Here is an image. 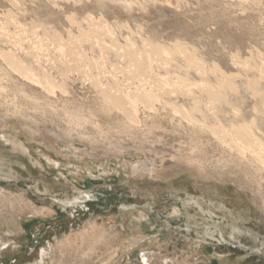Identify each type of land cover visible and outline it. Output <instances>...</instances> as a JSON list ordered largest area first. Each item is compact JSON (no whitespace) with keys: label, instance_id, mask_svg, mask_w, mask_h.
I'll list each match as a JSON object with an SVG mask.
<instances>
[{"label":"rangeland","instance_id":"rangeland-1","mask_svg":"<svg viewBox=\"0 0 264 264\" xmlns=\"http://www.w3.org/2000/svg\"><path fill=\"white\" fill-rule=\"evenodd\" d=\"M152 39L166 49L142 53ZM8 49L53 74L51 86L6 63ZM263 65L264 0H0V264H147L143 253L151 264H264V164L210 130L237 140L230 127L243 124L264 149ZM111 84L155 96L119 110L99 92ZM140 162L156 167L135 171Z\"/></svg>","mask_w":264,"mask_h":264},{"label":"bare ground","instance_id":"bare-ground-1","mask_svg":"<svg viewBox=\"0 0 264 264\" xmlns=\"http://www.w3.org/2000/svg\"><path fill=\"white\" fill-rule=\"evenodd\" d=\"M12 4V3H11ZM45 6V5H44ZM8 13V12H7ZM4 14V13H3ZM71 15V14H70ZM67 18H69V16H68V14H66L65 15ZM12 18V17H11ZM82 19H87V20H92V21H98L99 22V26H107V25H109V23H108V21L104 18V16H102V15H100L98 18H96V17H94V16H92V14H90V13H87ZM95 19V20H94ZM81 20V19H80ZM11 21V20H10ZM43 25H44V30L46 29L48 32H50L51 33V35H52V37L53 38H57L58 40H59V42H60V44H58L57 43V45H55V46H57L58 48L60 47L59 45H63V41L64 40H60L61 39V33L58 31V30H56L51 24H49V23H46V22H44V23H42ZM94 24V23H93ZM93 24H91V25H93ZM16 25V24H15ZM20 26H21V24H20ZM81 26V25H80ZM79 25H78V31H80L79 32V34L81 33V32H83V30H84V28H82V26L80 27ZM98 26V25H97ZM124 26V25H123ZM22 27V26H21ZM20 28V27H19ZM83 30H82V29ZM127 28V27H126ZM22 28H20V30H21ZM87 29V28H86ZM86 29H85V31L82 33V34H84V33H86ZM89 29V28H88ZM103 29V28H102ZM45 30V31H46ZM90 30V29H89ZM89 30H87V31H89ZM105 30V29H104ZM69 31V30H68ZM90 32V31H89ZM4 33V32H3ZM110 33V32H109ZM89 34H91V33H89ZM3 35V34H2ZM7 35V34H6ZM85 35V34H84ZM92 35V34H91ZM106 35H107V33H106ZM11 36V35H10ZM6 38L7 36H3L2 38ZM73 37V36H72ZM71 37V38H72ZM84 37V36H83ZM113 37V36H112ZM116 37V36H115ZM118 37V36H117ZM140 37V36H139ZM87 38V37H86ZM8 39H9V35H8ZM14 39V38H13ZM13 39L12 40H10L9 42H10V45L11 46H9V47H11V48H14L13 46H16L15 45V41H14V43H13ZM96 39V38H95ZM98 39V38H97ZM116 39H118V38H116ZM17 40V39H16ZM55 40V39H54ZM124 40V39H123ZM147 40V39H146ZM163 40V39H162ZM11 41H12V43H11ZM20 41H22V38H21V40ZM25 41H27V42H29V44L30 45H27V46H30V48L29 49H31V48H33V51H30L29 53H27V54H29V56H31L32 57V55L35 57V59H36V62H38L39 61V58H40V56L38 55V53L37 52H39V47L41 46V45H39V42H36V41H34V40H31V39H28V40H25ZM82 41V40H81ZM99 41V40H98ZM97 41V42H98ZM149 42H143L142 44H143V46H141V50H142V53H144L145 52V54H147V53H149V52H156V53H158L159 51L161 52V50H163V47H165V49H166V46H165V44L163 45V44H161L160 42H158L157 40H148ZM18 42V41H17ZM115 42V41H114ZM133 42V41H132ZM101 43V42H100ZM129 43V42H128ZM169 43H171V44H182L183 42L182 41H180L179 39H175V40H170V42ZM6 44H7V42H6ZM18 44H20V43H18ZM131 44V43H130ZM136 45H137V43H135ZM21 45V44H20ZM19 45V46H20ZM92 45H94V44H92ZM91 45V46H92ZM98 45V44H97ZM106 45V44H105ZM183 45V44H182ZM130 46V45H129ZM25 47V46H24ZM63 47V46H62ZM61 47V48H62ZM174 47V46H173ZM6 48V47H5ZM18 48V47H17ZM96 48V47H95ZM99 48V47H98ZM172 48V47H171ZM176 48V47H175ZM3 49V48H2ZM15 49V48H14ZM20 49H22V48H20ZM25 49V48H24ZM23 49V50H24ZM38 49V50H37ZM65 49V48H64ZM137 49V48H136ZM59 50V49H58ZM61 50V49H60ZM133 50V49H132ZM132 50H129V54H130V56L131 57H134L135 56V60H137L136 59V57H137V52H136V50L135 51H132ZM178 50V49H177ZM19 51V50H18ZM22 51V50H21ZM25 51H26V49H25ZM29 51V50H28ZM62 51V50H61ZM140 51V50H139ZM138 51V52H139ZM166 51V50H165ZM182 51H183V53H185L184 52V48H182ZM190 51V50H189ZM17 52V51H16ZM64 52V51H63ZM73 52V51H72ZM98 52V51H97ZM199 52V51H198ZM197 52V53H198ZM18 53V52H17ZM115 53V52H114ZM122 53V52H121ZM182 53V54H183ZM196 53V54H197ZM1 54H2V56H3V59L5 60V62L6 63H8V64H10L12 67H14V68H16L20 73H22V75L23 76H25V77H29L32 81H34L35 82V84H40V85H43V84H48L50 81H51V79H53L52 78V75L53 74H49L50 72H47V70L45 71V69H43L42 70V72L40 71L41 70V68L42 67H38L37 65H35V64H33L32 62V59H26V60H28L27 61V65H23L22 63V61L20 60V58H19V56H16L15 54L16 53H13V52H11L9 49H8V51H3V52H1ZM32 54V55H31ZM60 54V53H59ZM95 54V53H94ZM155 54V53H154ZM167 54V53H166ZM189 54V53H188ZM98 55V54H97ZM102 55V54H101ZM198 55V54H197ZM62 56V55H61ZM121 56V55H120ZM180 56V55H179ZM201 56V55H200ZM235 56V55H234ZM238 56V55H237ZM106 57V56H105ZM142 57H145L144 55L142 56ZM159 57V56H158ZM177 57V56H176ZM186 58H187V56H185ZM203 57V56H202ZM33 58V57H32ZM71 58V57H70ZM189 58V57H188ZM34 59V58H33ZM34 59V60H35ZM68 59V58H67ZM120 59V58H119ZM141 59V58H140ZM152 59V58H151ZM179 59H180V57H179ZM178 59V60H179ZM192 59H193V57H192ZM196 59V58H195ZM253 59V58H252ZM66 60V59H65ZM113 60V59H112ZM182 60V59H181ZM187 60V59H186ZM194 60V59H193ZM201 59L199 58V61H200ZM209 60V59H208ZM244 60V59H243ZM247 60V59H246ZM245 60V61H246ZM254 60V59H253ZM140 61V60H139ZM146 61V60H145ZM180 61V60H179ZM178 61V62H179ZM195 61V60H194ZM237 61V60H236ZM252 61V60H251ZM34 65V68H33V65L31 64V63ZM129 62V61H128ZM150 62V61H149ZM181 62V61H180ZM186 62V61H185ZM191 62V61H190ZM201 62V61H200ZM206 62V61H205ZM208 62V61H207ZM254 62H256V61H254ZM143 63V62H142ZM142 63H139V62H137V68H139V69H141L142 67H143V65H142ZM147 63V62H146ZM154 63V62H153ZM193 63V62H192ZM198 63V62H197ZM212 63V62H211ZM256 63H258V62H256ZM261 63V62H260ZM83 64V63H82ZM189 64V63H188ZM255 64V63H254ZM259 64V63H258ZM39 65V64H38ZM180 65H181V63H180ZM35 66H37V67H35ZM87 66V65H86ZM142 66V67H141ZM205 66V65H204ZM239 66V65H238ZM249 66V65H248ZM252 66V65H251ZM262 66V65H261ZM264 66V65H263ZM180 67V66H179ZM217 67V66H216ZM219 67V66H218ZM221 67V66H220ZM259 67H260V65H259ZM258 67V68H259ZM13 68V69H14ZM144 68V67H143ZM147 68V67H146ZM154 68V67H153ZM172 68V67H171ZM174 68V67H173ZM177 68V67H176ZM257 68V67H256ZM255 68V69H256ZM263 68V67H262ZM261 68V69H262ZM12 69V70H13ZM205 69H206V66H205ZM254 69V68H253ZM124 70V69H123ZM138 70V69H137ZM136 70V71H137ZM148 70V69H147ZM182 70V69H181ZM33 71V72H32ZM72 71V70H71ZM135 71V70H134ZM140 71H142V69L140 70ZM149 71V70H148ZM166 71V70H165ZM183 71V70H182ZM257 71H259L258 69H257ZM30 72V74H29V76H27V74L26 73H29ZM156 72V71H155ZM154 72V73H155ZM174 72H176V71H174ZM199 72V71H198ZM205 72V71H204ZM228 72V71H227ZM264 72V71H263ZM52 73V72H51ZM135 73V72H134ZM133 73V74H134ZM136 73H138V72H136ZM150 73V72H149ZM158 73V72H157ZM169 73V72H168ZM196 73V72H195ZM247 73V72H246ZM258 74H259V72H257ZM130 74V73H129ZM145 74V73H144ZM162 74V73H161ZM174 74V73H173ZM178 74H179V72H178ZM198 74V73H197ZM39 75H41V76H38ZM136 75V74H135ZM163 75V74H162ZM184 75V74H183ZM203 75H205V73H203ZM228 74H224L223 73V75H222V77L223 78H228V76H227ZM156 76V75H155ZM260 76V75H259ZM41 77V78H40ZM154 77V76H153ZM157 77V76H156ZM163 77H164V75H163ZM173 77V76H172ZM178 77V76H177ZM183 77V76H182ZM188 77V76H187ZM190 77V76H189ZM197 77V76H196ZM247 77H249V76H247ZM202 78V77H201ZM208 78V77H207ZM261 79H263V77H260ZM92 79V78H91ZM142 79V78H141ZM159 79H160V77H159ZM190 79V78H189ZM221 79V78H220ZM241 79V78H240ZM255 79V78H254ZM260 79V80H261ZM143 80V79H142ZM154 80V79H153ZM163 80V79H162ZM166 80V79H165ZM194 80V79H193ZM196 80V79H195ZM218 80V79H217ZM259 80V79H258ZM54 81V80H53ZM108 81V80H107ZM173 81V80H172ZM224 81H225V79H224ZM248 81V80H247ZM250 81V80H249ZM262 81V80H261ZM52 82V81H51ZM50 82V83H51ZM146 82V81H145ZM156 82V81H155ZM186 82V81H185ZM195 82V81H194ZM218 81H216V83H217ZM220 82V81H219ZM259 83H261L260 81H258ZM263 82V81H262ZM57 83V82H56ZM99 83V82H98ZM119 83V82H118ZM139 83V82H138ZM249 83H251V82H249ZM248 83V84H249ZM34 84V83H33ZM177 84V83H176ZM221 84V83H220ZM252 84L254 85V87H256L255 86V84H256V80H255V82H252ZM258 84V83H257ZM264 84V83H263ZM49 86H51V84H48ZM54 85V84H53ZM109 85V84H108ZM184 85V84H183ZM190 85V84H189ZM48 86V87H49ZM202 86V85H201ZM205 86V85H204ZM222 86H224V85H222ZM259 86H260V84H259ZM182 87V86H181ZM231 87H232V85H231ZM253 87V88H254ZM134 89H132V87H131V90L129 89V90H124L125 88H121V87H119V86H112V84H111V87H101L100 88V90H99V92H100V95H102V97L104 98V100L106 101V103H109L110 105H112L113 107H115L116 109H119V110H122V109H124L126 106H125V103L126 102H130L131 100H133L134 99V97L136 96V97H139V100L141 101H147V100H149L150 98H153L154 96H155V93H152V91L151 90H148L147 88H145V87H143V86H135V87H133ZM178 88V87H177ZM186 88V87H185ZM194 88V87H193ZM220 88V87H219ZM223 88V87H222ZM229 88V87H228ZM46 89V88H45ZM152 89H153V87H152ZM155 89H157V87L155 86ZM173 89V88H172ZM260 89V88H259ZM154 90V89H153ZM237 90V89H236ZM46 91H49V90H47L46 89ZM245 91V90H244ZM258 91V90H257ZM52 92V91H51ZM183 92V91H182ZM187 92V91H186ZM186 92H185V94H186ZM200 92H204L205 94H207V96L210 98V99H212V100H218L219 98H221L222 97V95L219 93V90L218 89H212V88H208V87H206V88H202L201 89V91ZM237 92V91H236ZM161 93V92H160ZM193 93V92H192ZM164 94V93H163ZM179 94H181V93H179ZM190 94V93H189ZM254 95H255V93H253ZM183 95V94H182ZM243 95V94H242ZM253 95V96H254ZM157 96V95H156ZM191 96V95H190ZM199 96V95H198ZM202 96V95H201ZM262 96V95H261ZM169 97H171V96H169ZM258 97V96H257ZM176 98V97H175ZM178 98V97H177ZM196 98V97H195ZM228 98V97H227ZM264 98V97H263ZM179 99V98H178ZM47 100V99H46ZM208 100V99H207ZM104 101V102H105ZM195 101V100H194ZM211 101V100H210ZM223 101V100H222ZM238 101V100H237ZM35 102V101H34ZM135 102H137V100L135 101ZM174 102V101H173ZM182 102V101H181ZM214 102V101H213ZM145 103V102H144ZM153 103V102H152ZM171 103H172V101H171ZM176 103V102H175ZM188 103V102H187ZM219 103V102H218ZM221 103V102H220ZM220 103H219V105H220ZM22 104V103H21ZM35 105V104H34ZM131 105V104H130ZM134 105V104H133ZM212 105V104H211ZM111 106V107H112ZM135 106V105H134ZM134 106H133V108H134ZM178 106V105H177ZM131 108V107H130ZM129 108V109H130ZM213 108V107H212ZM216 108V107H215ZM214 108V109H215ZM250 108V107H249ZM111 109V108H110ZM109 109V110H110ZM129 109H127L128 111H129ZM190 109V108H189ZM183 110V109H182ZM260 110V109H259ZM258 110V111H259ZM19 111H20V108H19ZM131 111V110H130ZM184 111V110H183ZM215 111V110H214ZM247 111V110H246ZM30 112V111H29ZM28 111H21V115H25V116H27L28 118H30L33 122H38L39 121V118H37V117H35V115L33 116V114H31V113H29ZM32 112V111H31ZM134 112V111H133ZM256 112V111H255ZM20 113V112H19ZM33 113V112H32ZM43 113H44V111H43ZM137 113V112H136ZM261 113V112H260ZM262 113H263V111H262ZM55 114V113H54ZM129 114V113H128ZM40 115V114H39ZM45 115V114H44ZM131 114H129L128 116H130ZM54 116V115H53ZM133 116H136V115H133ZM261 117H264L263 115L261 116ZM25 118V117H24ZM47 118V117H46ZM55 118V117H54ZM129 118V117H128ZM127 118V119H128ZM213 118V117H212ZM45 119V118H44ZM3 120H4V117L2 116V115H0V127L2 128H4V124H3ZM81 120V119H80ZM139 120V119H138ZM229 120V119H228ZM51 121V120H50ZM57 121V120H56ZM244 121V120H243ZM82 122V121H81ZM138 122V121H137ZM205 121H203V123H204ZM54 123H56V122H54ZM60 124V123H59ZM118 124V123H117ZM119 124H121V123H119ZM217 125H219L218 123H216ZM215 123L214 124H211V126L213 127H210V130L211 129H213V131L215 130V132L214 133H216L217 132V134L216 135H218L219 137V139H220V142H223V144H225L226 143V145L227 146H229V148L230 149H233L234 151H237V153L238 154H240V155H242V156H244L245 157V155L247 156L248 154L247 153H249V154H251V157H252V160L253 161H255V162H259V163H262V164H264V149H262V148H260L259 147V145H260V143L258 142V140H257V135H255V134H252L250 131H248L247 130V128H245L244 129V127H243V124L241 125V124H238L237 126H234L233 128L232 127H230V129L234 132V133H236V135L238 136V137H235V138H238L237 140L239 141H237V140H235L234 138H231V139H229L228 137H226L225 136V134L220 130V128H218L217 127V125H216ZM55 125V124H54ZM54 125H51V127H49V131L51 132V133H53L55 136H57V137H61V135H60V131L59 130H63L62 128L60 129L59 127H57L56 126V128H55V126ZM54 126V127H53ZM116 126V125H115ZM119 126V125H118ZM122 126V125H121ZM210 126V125H209ZM232 126H233V124H232ZM247 126V125H246ZM62 127H64V126H62ZM117 127V126H116ZM123 127H125V126H123ZM57 128H59V130H57ZM64 128H67L68 129V127H64ZM122 128V127H121ZM200 128V127H199ZM215 128V129H214ZM116 129V128H115ZM114 129V130H115ZM124 130H126L125 128H123ZM108 130V129H107ZM110 130V129H109ZM67 131V130H66ZM112 131V130H111ZM132 131V130H131ZM219 131H221L222 133H220ZM4 132V131H3ZM80 132V131H79ZM119 131L117 130V133H118ZM64 133H65V131H64ZM69 133H70V131H69ZM69 133H68V135H69ZM76 133V132H75ZM52 134V135H53ZM67 134V133H66ZM65 134V135H66ZM78 134H80V133H78ZM115 134V133H114ZM223 135H224V138H228L229 139V141H227L226 139H222L223 138ZM236 135H234V136H236ZM70 136H71V134H70ZM75 136V135H74ZM83 136V135H82ZM82 136H78L79 138H81ZM117 136H119V135H117ZM134 136V135H133ZM137 136V135H136ZM254 136H257V137H254ZM89 137V136H88ZM262 137V136H261ZM264 137V136H263ZM1 138L5 141V142H10V143H12V145H19V146H21V149H24L23 148V146H22V144L20 145V144H18L17 143V138L18 137H15V136H11V135H6L5 133H2V135H1ZM67 138V137H66ZM93 138H95V137H93ZM121 138V137H120ZM120 138H118V139H120ZM69 138H67V140H68ZM154 139H156L155 137H154ZM158 139V138H157ZM173 139V138H172ZM171 139V140H172ZM91 140V139H90ZM261 140V139H260ZM70 141H71V139H70ZM117 141V140H116ZM154 141H156V140H154ZM226 141V142H225ZM225 142V143H224ZM121 143V142H120ZM166 143V142H165ZM261 143L263 144V141H261ZM24 144V143H23ZM118 144H119V142H118ZM261 144V145H262ZM120 145V144H119ZM167 145V144H166ZM118 146V145H117ZM170 146V145H169ZM13 147V146H12ZM112 147V146H111ZM14 148V147H13ZM118 148V147H117ZM177 148V147H176ZM221 148V147H220ZM227 148V147H226ZM89 149H91L90 147H89ZM232 151V150H231ZM28 153V152H27ZM87 154L89 155L90 153H88L87 152ZM92 154V153H91ZM90 156V155H89ZM197 156V155H196ZM225 156H227V155H225ZM204 157V156H203ZM229 157H231V156H229ZM228 157V158H229ZM225 158V157H224ZM227 158V157H226ZM242 158V157H241ZM249 158V157H248ZM230 159V158H229ZM199 160H201V158L199 159ZM244 161H246V160H244ZM198 162V161H197ZM196 162V163H197ZM223 162V161H222ZM236 163V162H235ZM248 163V162H247ZM54 166V165H53ZM156 166H155V163H150V164H146V163H143V162H140L139 163V165L138 166H135L134 167V170L135 171H137L138 169H148V170H152V169H154ZM248 169V167H246L245 168V170H247ZM244 175V174H243ZM247 176V175H246ZM264 201V200H263ZM40 213V212H39ZM108 234V233H107ZM107 234H102V236L103 237H105V235H107ZM102 236H100V237H102ZM213 253V252H212ZM142 260L145 262V263H147V264H151V261H152V258H153V253H143L142 254ZM168 262V261H167ZM169 264H172V262L171 261H169L168 262Z\"/></svg>","mask_w":264,"mask_h":264}]
</instances>
